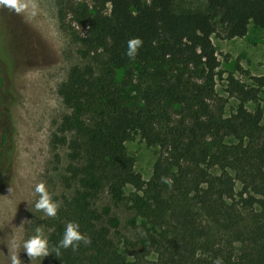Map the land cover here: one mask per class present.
Instances as JSON below:
<instances>
[{"label": "trees", "instance_id": "16d2710c", "mask_svg": "<svg viewBox=\"0 0 264 264\" xmlns=\"http://www.w3.org/2000/svg\"><path fill=\"white\" fill-rule=\"evenodd\" d=\"M97 2L57 0L61 26L72 35L85 29L77 35L83 49L104 60L72 67L60 88L66 163L60 171L55 155L62 191L55 217L44 222L46 264H132L114 239L111 203L152 225L138 260L154 252L160 264H264V112L246 106L264 93V76L246 84L229 74L227 92L238 105L225 115L212 40L218 25L226 38L245 36L250 22L264 28V0H205L198 9L181 0ZM132 38L142 43L130 60ZM10 94L0 67V115ZM2 120L1 154L12 145ZM135 131L158 148L148 180L126 149ZM125 186L134 191L126 195ZM69 221L90 243L56 256L51 250Z\"/></svg>", "mask_w": 264, "mask_h": 264}, {"label": "rangeland", "instance_id": "374dc122", "mask_svg": "<svg viewBox=\"0 0 264 264\" xmlns=\"http://www.w3.org/2000/svg\"><path fill=\"white\" fill-rule=\"evenodd\" d=\"M71 1L91 7L98 5V0ZM25 3L26 9L19 13L0 5V67L5 86L11 91L4 102L10 106L4 104L0 116L3 128L9 125L7 132L12 143L6 153H0V264H9L7 246L11 253L9 241L13 236L23 240L40 227L48 238L50 230L44 223L48 216L34 208L32 189L36 183L43 182L54 202L55 195L62 191L55 155H60L62 171L66 163L65 146L61 144L59 127L68 110L60 88L72 67L87 63L97 66L104 60L83 49L77 35L83 36L85 29L76 28L78 31L72 35L61 26L57 0H25ZM181 3L198 9L204 7L205 0H181ZM212 40L221 73L215 85L216 100L224 105L225 115H229L236 109L238 100L228 94L226 77L232 73L251 84V75L264 76V28L250 22L245 36L226 38L223 27L218 25ZM117 74L121 77L120 71ZM246 106L251 111L260 107L264 112V93H260L257 102H248ZM125 145L134 158L136 171L148 180L158 148L148 146L138 131L132 133ZM133 191L130 186L124 187L126 195ZM110 207L114 212L112 233L127 261L160 264L154 252L137 259L139 253L147 250L145 243L153 231L152 225L124 203L116 206L111 203ZM18 256L21 264H46L49 255L30 261L21 248Z\"/></svg>", "mask_w": 264, "mask_h": 264}, {"label": "clouds", "instance_id": "9594fccd", "mask_svg": "<svg viewBox=\"0 0 264 264\" xmlns=\"http://www.w3.org/2000/svg\"><path fill=\"white\" fill-rule=\"evenodd\" d=\"M0 5L7 6L16 12L24 11L27 7L25 0H0ZM139 38H132L127 42V50L125 55L130 59H134L137 54V49L141 45ZM162 182L171 188L172 181L170 178H161ZM32 194L35 197L34 208L37 211H42L45 216L55 217L58 205L52 200L49 191L43 182L36 183L32 189ZM88 244L90 241L79 231V225L69 221L64 226V231L55 248L51 251L56 256L60 255V249H68L71 247L75 251L79 243ZM11 253L8 250L9 264H21L18 253L22 251L29 257L30 261L37 257H46L50 254L48 246V238L40 227L35 228L33 234L26 239L17 240L15 236L9 241ZM213 264H223L220 258L213 261Z\"/></svg>", "mask_w": 264, "mask_h": 264}]
</instances>
